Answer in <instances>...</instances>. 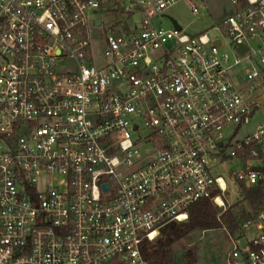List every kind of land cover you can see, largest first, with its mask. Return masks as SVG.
Instances as JSON below:
<instances>
[{"label": "built area", "instance_id": "obj_1", "mask_svg": "<svg viewBox=\"0 0 264 264\" xmlns=\"http://www.w3.org/2000/svg\"><path fill=\"white\" fill-rule=\"evenodd\" d=\"M178 1L0 0V264H150L144 243L190 206L224 205L223 161L245 164L229 180L264 182V126L232 145L224 131L263 105L264 0H229L197 34L166 13ZM230 238L227 264H264V209Z\"/></svg>", "mask_w": 264, "mask_h": 264}, {"label": "rangeland", "instance_id": "obj_2", "mask_svg": "<svg viewBox=\"0 0 264 264\" xmlns=\"http://www.w3.org/2000/svg\"><path fill=\"white\" fill-rule=\"evenodd\" d=\"M192 4H196L200 8L198 14L192 13ZM232 12L233 6L229 0H180L166 10V13L170 17L175 19L185 31L191 34L207 32L213 24L222 22ZM120 18L121 16H117L112 10L109 11V13H104L102 25L95 29L93 36L94 53L96 63L100 65L103 64L102 45H104V43H99V41H103L105 33L112 29V27L119 22L118 19ZM153 22L156 25H162L167 29L173 28V23L168 17H156ZM128 24L129 26H132V22L129 21ZM210 34L216 35L217 32L211 31ZM251 43L254 47L258 45L256 40H252ZM221 51L227 52L230 55L233 53V49L227 47L222 48ZM248 66L247 62H243L230 71V75L235 84L243 91H245L251 83L250 80L247 79L246 74ZM260 89V93L264 92V85ZM262 102L263 105L255 111L248 124L239 126L235 124H228L225 127L224 131L226 133L227 142L232 140V145L237 139L253 135L260 125L264 126V98ZM149 147L150 146L148 145H140L142 151L148 149ZM249 162L251 164L260 165V163L256 160H250ZM244 166V161L240 157H236L223 161L220 165L213 169V174L224 177L229 186V191L223 198L224 205L220 206L212 202L220 209L221 213L231 207L233 212L237 215H240L242 212H252V217H254L258 211L264 209V201L255 206L249 205L241 193L240 183L235 178H232L231 180L228 178L229 174L244 168ZM237 233H241V230H238L235 233H229L225 228L205 231L196 229L189 232L183 238L177 240L172 247L177 255H182L185 251L193 249L195 252V257L192 262L193 264H227V255L232 248L230 235L235 237Z\"/></svg>", "mask_w": 264, "mask_h": 264}, {"label": "trees", "instance_id": "obj_3", "mask_svg": "<svg viewBox=\"0 0 264 264\" xmlns=\"http://www.w3.org/2000/svg\"><path fill=\"white\" fill-rule=\"evenodd\" d=\"M263 183L258 186L247 188L241 186V193L251 206L258 205L264 201ZM188 219L184 222H173L163 229L161 236L154 242H145L142 251L145 259L150 264H193L195 252L193 249L177 255L173 250V244L186 236L189 232L200 230H211L225 228L230 233L241 230L244 222L254 219L252 212H242L237 215L232 208L223 213L212 201L205 200L193 204L188 209Z\"/></svg>", "mask_w": 264, "mask_h": 264}, {"label": "water", "instance_id": "obj_4", "mask_svg": "<svg viewBox=\"0 0 264 264\" xmlns=\"http://www.w3.org/2000/svg\"><path fill=\"white\" fill-rule=\"evenodd\" d=\"M97 24H100L101 23V20H97V22H96ZM176 26H177V28L178 29H180L181 27L178 25V24H176ZM246 47L245 46H243V45H241L240 47H239V50L241 51V52H244V51H246ZM107 185H104V189H107Z\"/></svg>", "mask_w": 264, "mask_h": 264}]
</instances>
